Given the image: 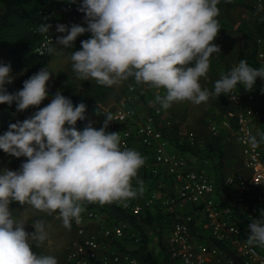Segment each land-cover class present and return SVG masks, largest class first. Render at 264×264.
Masks as SVG:
<instances>
[{"label": "clouds", "instance_id": "clouds-1", "mask_svg": "<svg viewBox=\"0 0 264 264\" xmlns=\"http://www.w3.org/2000/svg\"><path fill=\"white\" fill-rule=\"evenodd\" d=\"M77 0H70L76 3ZM231 2V0H228ZM220 0H82L79 11L84 24H58L63 33L48 44L50 56L70 51L72 71L77 80H94L111 87L130 78L137 85L164 89L155 94V102L164 110L174 102L190 101L196 105L210 97L234 92L238 85L251 91L257 78L264 80V67L254 68L241 59L227 74L215 81L214 90L202 89L210 57L221 51L214 43L220 32ZM264 4L257 5V12ZM35 31L46 35L52 25L44 17ZM90 33L75 50L77 38ZM74 49V51H73ZM53 72L47 66L23 82L22 89L10 93L12 66L0 62V104L23 112L38 107L48 97V82ZM87 105L73 104L71 98L57 91L51 102L31 117L11 123L0 135V150L17 158L26 157L19 170L0 171V264H58L51 255L37 254L48 239L45 222L37 220L29 233L25 223L13 217L10 205L18 202L62 220L71 229L72 221L80 222L84 204L123 202L143 194L144 182L138 170L145 161L134 149H121L117 132L107 131L114 121L104 114L102 127L93 121L84 129L77 122L88 120ZM98 108V107H97ZM67 125V126H66ZM251 148L264 143V132L247 134ZM137 178L138 188L131 181ZM261 218L248 225L246 244L264 248V209Z\"/></svg>", "mask_w": 264, "mask_h": 264}, {"label": "built area", "instance_id": "built-area-1", "mask_svg": "<svg viewBox=\"0 0 264 264\" xmlns=\"http://www.w3.org/2000/svg\"><path fill=\"white\" fill-rule=\"evenodd\" d=\"M57 1L71 20L80 17L82 0ZM256 3L262 4V0ZM55 38L53 33L42 35L33 50L46 53V46L53 44ZM255 41L257 68L264 67V36H257ZM227 97L235 106L230 113L234 119L232 130L240 146L244 172L225 174L222 189L208 171L207 157L197 155L196 161L191 162L185 154L170 148L166 135L170 120L156 103L140 112L136 104L140 97L132 85L126 94L100 110L113 115L107 131L119 133L121 149H134L141 154L145 163L138 173L147 172L157 181L140 197L115 203L132 214L159 213L168 230L166 253L178 264H264L259 247L246 244L248 225L261 218L264 204V149L262 143L253 149L246 142L249 132L257 133L256 122L264 116V80L258 90L254 86L249 92L238 85ZM98 125L100 121L96 119L95 128ZM212 128L213 134L217 133L216 127ZM187 139L196 144L193 130L187 132ZM133 181L134 178L132 187ZM84 209L80 222L72 221L75 236L66 247L64 264H152L124 244L138 246L142 238L136 229L111 222L105 219V212L86 204Z\"/></svg>", "mask_w": 264, "mask_h": 264}, {"label": "rangeland", "instance_id": "rangeland-1", "mask_svg": "<svg viewBox=\"0 0 264 264\" xmlns=\"http://www.w3.org/2000/svg\"><path fill=\"white\" fill-rule=\"evenodd\" d=\"M243 1L245 3H251L256 7L257 17L263 21L264 32V11L257 12L258 4L256 3V0ZM262 4H264V0H262ZM218 8L220 11L217 19L220 32L214 43L221 48V51L212 54L210 57V69L207 73V77H202L200 79L202 89L206 88L209 91L214 90L215 81L221 78V75L226 71L227 67L231 68L234 64L240 62V57L249 49L251 39L256 36V18L249 8L241 5L226 6L223 3L218 4ZM84 15L85 14L83 13L74 23L86 27L84 24ZM69 21H71V17L67 13L62 12L59 24L67 25ZM58 35H62V33H58ZM84 35L88 39L91 34L86 33ZM47 67L53 72V75L47 85L48 97L45 101L50 103L55 97L56 92L58 90L62 91V84L64 82L63 76L66 75L72 79L76 91V98H68H71L74 106L77 105L79 100L84 101L88 105L89 115H92L94 119H98L101 125H103L106 118L103 114L97 115L96 109L101 112L100 110L102 107L118 100L121 96L126 94L130 85H132L139 94L140 99L136 104L140 112L146 111L147 104L156 103L155 94L157 91L160 95L166 94L164 89L155 90L149 88L147 85H140L138 87L141 91L140 93L136 84L129 79L119 85L108 87L109 94L106 99L103 101H96L91 92L95 81H83L75 78L72 71L70 51H65L63 55L60 56H52ZM12 74L14 79L21 76H14V73ZM216 100L217 97H210L207 102H202L199 105L190 101L174 102L169 109L162 110L165 117L169 118L171 123L177 124L179 140L183 141L186 133L190 129H193L197 135V142L195 145L202 147L208 136L213 134L214 129L212 126L216 127V132H220V130L226 127V123L229 122L226 118V114L221 111ZM6 105L7 104H0V135L8 130L9 124L23 121L34 115L37 111L36 109H33L31 113L23 116L20 113L14 112ZM13 105H15V103ZM224 149L226 150L223 166L224 170H237L239 167V156L237 151L228 144L224 145ZM26 159V157L17 158L10 156L3 150H0V171H3L5 168L13 171L19 170ZM10 208L12 209L13 217L24 222L26 224L25 230L29 233L35 230L31 225L35 221L43 220L45 222L48 239L45 241L44 245L40 247V251L43 255L54 256L57 259L58 264H64L66 247L69 241L75 236V225L72 223L71 229L69 230L63 226L62 220L56 218V213L48 215L47 213L35 210L28 205L23 206L16 203L11 204ZM105 219H108V217H105ZM145 227L150 228V226Z\"/></svg>", "mask_w": 264, "mask_h": 264}, {"label": "trees", "instance_id": "trees-1", "mask_svg": "<svg viewBox=\"0 0 264 264\" xmlns=\"http://www.w3.org/2000/svg\"><path fill=\"white\" fill-rule=\"evenodd\" d=\"M225 4L226 6L233 5H241L249 8L255 15V34L256 36L251 39V44L249 49L243 54L240 58L247 61L249 66L257 68V60H256V37L264 36L263 32V21L257 17L256 7L251 3H245L243 0H220L219 4ZM62 12L68 14L63 4L58 2L57 0H0V62L10 64L12 66V70L22 72V75L18 80L14 81L10 85H7V89L10 93H14L23 87V82L30 78L33 74L37 73L41 68L48 65L49 60L52 56H50L47 52L44 54H38L33 50L34 44L39 40L42 36L40 33L35 31V28L42 22H46L43 20L44 17H49L48 22L52 25V28L48 33H53L57 36L58 32H56V26L59 24V19L62 16ZM83 13L80 12L81 16ZM76 20H71L67 25L71 26ZM66 25V24H65ZM77 42L75 44V50L81 49V41L87 39L85 35H82L77 38ZM54 44V43H53ZM74 51V49H73ZM233 67H227L226 71L223 74H227ZM64 82L62 84V94L66 97L76 98V91L74 87V83L72 79L68 76L64 75ZM132 82L134 79L130 78ZM135 83V82H134ZM261 83L260 78H257L256 88L258 90L259 84ZM137 88L140 85H137ZM140 91V89L138 88ZM92 96L96 101H103L109 94V88L106 86L98 85L96 82L93 84V88L91 90ZM141 93V91H140ZM80 102H84L79 100L77 105ZM219 105L221 111L226 114V118L229 121V126L233 127L234 119L233 116L230 115L231 111L235 109L234 104L231 103L227 95H221L217 97L216 100ZM85 103V102H84ZM49 103L45 100L38 107H30L29 109L23 112L16 111V105H6L14 112L20 113L25 116L32 112L33 109L37 111L40 108L47 106ZM86 104V103H85ZM87 105V104H86ZM88 106V105H87ZM86 116L88 120L78 121L77 129L83 130L85 125L89 122V120L93 121V127H95V120L92 115L88 113V107ZM94 119V120H93ZM264 119V116L260 118ZM67 126V125H66ZM102 125L96 126V129H99ZM178 126L177 124L171 123L170 126L166 129V135L169 139H172L179 149L190 150L193 153H199L203 156H208L212 160L214 158L215 162L218 164L219 168L224 166L225 153L224 149V139L225 143L226 136L229 133V128H223L220 132L215 134H210L206 139L204 146L199 147L195 144H191L187 139V133L184 136V140H179V133L177 132ZM193 130V129H190ZM195 133V130H193ZM264 132V129L261 131ZM197 138V135L195 133ZM238 163H240V157H238ZM239 172H244L242 170H238ZM222 175L217 176L216 182L218 183V188L222 189ZM145 177V176H144ZM152 178V175L148 174L146 178ZM216 183V184H217ZM137 185L135 181H133V189H136ZM151 188V187H149ZM147 187V190L149 189ZM18 202H13L12 204H16ZM87 206H91L97 209L98 212H105L107 214L108 219L112 222H120L128 228L127 225H131L132 229H136V231L141 235V241L131 250L133 254H136L139 257L147 258L146 250L148 247V233L146 231L145 226H150L153 228L158 236L159 242L161 241V230L165 227L160 221L159 213H151L147 211L145 213L140 214H132L129 211L122 209L117 203L113 202L110 204L101 205L99 203L88 204ZM264 209V204H263ZM158 228L156 229V227ZM261 253L264 254V248H260ZM33 251L37 254H42L40 251V247L37 248L33 244ZM149 260V259H148ZM152 264H157L156 262L149 260ZM168 264V258L166 255L164 256V263Z\"/></svg>", "mask_w": 264, "mask_h": 264}, {"label": "crops", "instance_id": "crops-1", "mask_svg": "<svg viewBox=\"0 0 264 264\" xmlns=\"http://www.w3.org/2000/svg\"><path fill=\"white\" fill-rule=\"evenodd\" d=\"M12 73H14V76L22 75L20 71H16V70H12ZM18 79L19 78L14 79L13 82L18 80ZM151 105L152 104H147L146 108L148 109V107L151 106ZM226 128H229L230 131H229L228 135L226 136V141H227L226 143H225V139H224V145L225 144L231 145L232 148L235 151H237V154L240 157V163H241L242 153H241L240 146H239L238 142L234 138V133H233L232 127L226 125ZM263 129H264V119L263 120H259V121L256 122V131L257 132H261ZM169 140H170V148L185 154L186 157L191 162L196 161L197 155H202V154H199V153H193L190 150L179 149L177 146L174 145L175 142L172 139H169ZM262 147L264 149V143H262ZM205 157L208 158L207 168H208V171L210 172L211 176L214 178L215 182H216L217 176H219V175L223 174V176H222V180H223L224 175L227 174V173H231L233 171H238L239 169L244 171L241 165H239L237 170H232V169L224 170V167L219 168V166L215 162L214 158L212 160L208 156H205ZM147 175H148L147 172H142V173H138L137 174L138 179H140V180H142L144 182V190H147V187L149 188V187L155 186V183L157 182L156 178L154 176H152V178H149V177L146 178ZM134 181H135V184L137 185L136 187L138 188L139 185L137 184V178H134ZM217 185H218V183H217ZM141 195L142 194H138L137 197H140ZM157 228H158V226L156 227V229ZM151 229L152 228H146V231L148 233V247H147V250H146L147 258L149 260H152V261L156 262L157 264H163L164 263V256L166 255V257L168 258V264H178L177 261L174 260L173 258H171L166 253V250H165L164 244H165V241H166V238H167V235H168L167 228H165V227L162 228L163 230H161V241L160 242L158 240V236H157L156 231L153 230V229L151 230ZM124 244H125V246L127 248H129L131 250L134 247H136V245H133L131 243H124ZM65 255H64V257H65Z\"/></svg>", "mask_w": 264, "mask_h": 264}]
</instances>
